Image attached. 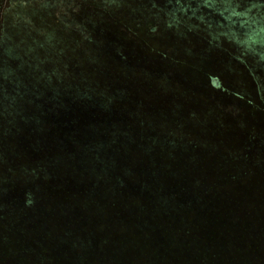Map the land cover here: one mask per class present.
Masks as SVG:
<instances>
[{
    "label": "trees",
    "instance_id": "trees-1",
    "mask_svg": "<svg viewBox=\"0 0 264 264\" xmlns=\"http://www.w3.org/2000/svg\"><path fill=\"white\" fill-rule=\"evenodd\" d=\"M86 1L0 6V264H264V0Z\"/></svg>",
    "mask_w": 264,
    "mask_h": 264
},
{
    "label": "rangeland",
    "instance_id": "rangeland-1",
    "mask_svg": "<svg viewBox=\"0 0 264 264\" xmlns=\"http://www.w3.org/2000/svg\"><path fill=\"white\" fill-rule=\"evenodd\" d=\"M79 1H81V3H82L84 0H79ZM88 1L91 4H93L92 2H94L93 6L95 8H99L97 11L104 14L105 17H108L109 19L112 17H115V18L117 17L116 18L117 23L114 22L117 26H119V27L122 25L130 26V27H132L133 30L134 29L138 30L140 33H141V31H143L146 28L149 20L156 17V14L164 15V16L166 15L165 13H163V14L157 13L156 7H153V3H151V2L150 3H144V2H142V0H88ZM173 1L174 0H171L172 3L169 4V9H166L167 13H168V11L176 10V13L179 15L180 18H183V17L186 18L187 20L192 22V24L195 25L196 28H197V26L200 28H205V29L207 28L208 23H204V22L209 20L210 16L205 17V21L202 20L203 14L205 13V12H203V10L202 11L197 10V12H195V14L192 13L191 11L185 12L183 10V8H185V6H186V4L184 3V0H180V2L178 1L175 4L173 3ZM86 2L87 1L85 0L83 3L87 4ZM129 2H131V4H127ZM12 3H13V0H0V6H3L2 9L4 10V14H8L9 10L12 7ZM16 3H17V0H16ZM19 3L21 6L18 7V11H20L22 9V6L24 9V6L27 4V3L26 4L23 3L22 0H19ZM140 3H141V5H140ZM16 10H17V7L15 8V11ZM132 16H135L136 18L134 19V18H132ZM5 19H6V17H5ZM211 21H212V19H211ZM212 22L215 23V21H212ZM1 23L3 26L0 25V27L2 26L1 30H0V36L3 32H4V34H6L7 29H11L9 27V25H11L10 20H7V21L5 20L4 24H3V21L1 20ZM215 25H216V23H215ZM30 26H33V25L30 24ZM35 27H37V26H35ZM35 27H30V30L33 32V36L36 39L34 42L36 44V42H38L39 39L41 40L42 37H40L38 34V33H40V30H38V28L36 29ZM215 28H216V26L214 27V29ZM1 31H3V32H1ZM16 37H14L13 39H15ZM38 44H39V42H38ZM58 45L59 44H57L56 46H58ZM2 126L9 127L8 120L6 118L0 119V127H2ZM1 135L2 134L0 131V136Z\"/></svg>",
    "mask_w": 264,
    "mask_h": 264
}]
</instances>
